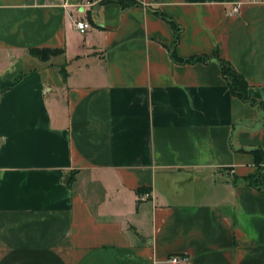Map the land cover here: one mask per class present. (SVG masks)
<instances>
[{"label": "crops", "instance_id": "obj_1", "mask_svg": "<svg viewBox=\"0 0 264 264\" xmlns=\"http://www.w3.org/2000/svg\"><path fill=\"white\" fill-rule=\"evenodd\" d=\"M84 2L0 0V264H264V0Z\"/></svg>", "mask_w": 264, "mask_h": 264}, {"label": "trees", "instance_id": "obj_2", "mask_svg": "<svg viewBox=\"0 0 264 264\" xmlns=\"http://www.w3.org/2000/svg\"><path fill=\"white\" fill-rule=\"evenodd\" d=\"M177 40V36L175 37V41ZM29 52L34 55L35 57L41 59V60H47L52 56L58 55L63 53L62 48H32L29 50ZM172 57L175 61L183 62L182 60L177 59L173 53ZM216 59L221 65V72L224 78L226 79L228 86L230 88V91L233 95L237 96L241 100L245 102H249L251 104H259L261 105V102L256 101L252 98H250L247 95V83L245 80L233 69L231 64H229L227 61L220 58L218 55H215ZM207 58L205 56L195 57L191 59H187L186 61H200V60H206ZM63 79L66 78V73L64 71L61 72ZM258 180V172L255 174L254 179H252V183H254L256 186L261 187Z\"/></svg>", "mask_w": 264, "mask_h": 264}, {"label": "built area", "instance_id": "obj_3", "mask_svg": "<svg viewBox=\"0 0 264 264\" xmlns=\"http://www.w3.org/2000/svg\"><path fill=\"white\" fill-rule=\"evenodd\" d=\"M96 0H85L83 6L84 7H90ZM238 10V6L235 5L232 7L231 12L235 13ZM75 27L80 33H85L89 28L90 24L86 20H78L75 21ZM150 198L149 192H142L138 195V200H147ZM187 260L186 256H181V255H172L170 256L167 261L171 264H182Z\"/></svg>", "mask_w": 264, "mask_h": 264}]
</instances>
